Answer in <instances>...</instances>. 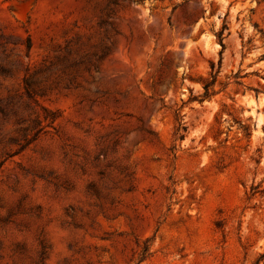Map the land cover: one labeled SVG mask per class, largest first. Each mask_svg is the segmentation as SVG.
Wrapping results in <instances>:
<instances>
[{
  "label": "rangeland",
  "instance_id": "rangeland-1",
  "mask_svg": "<svg viewBox=\"0 0 264 264\" xmlns=\"http://www.w3.org/2000/svg\"><path fill=\"white\" fill-rule=\"evenodd\" d=\"M263 101L264 0H0V264H264Z\"/></svg>",
  "mask_w": 264,
  "mask_h": 264
},
{
  "label": "bare ground",
  "instance_id": "bare-ground-1",
  "mask_svg": "<svg viewBox=\"0 0 264 264\" xmlns=\"http://www.w3.org/2000/svg\"><path fill=\"white\" fill-rule=\"evenodd\" d=\"M251 102H253V100H252ZM263 102H264V101H263Z\"/></svg>",
  "mask_w": 264,
  "mask_h": 264
}]
</instances>
